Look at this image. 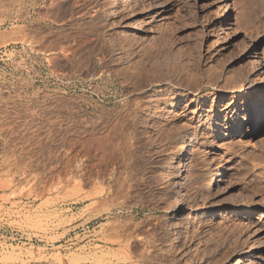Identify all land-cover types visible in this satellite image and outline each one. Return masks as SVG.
<instances>
[{"label":"rangeland","instance_id":"1","mask_svg":"<svg viewBox=\"0 0 264 264\" xmlns=\"http://www.w3.org/2000/svg\"><path fill=\"white\" fill-rule=\"evenodd\" d=\"M263 75L264 0H0V264H264Z\"/></svg>","mask_w":264,"mask_h":264},{"label":"bare ground","instance_id":"2","mask_svg":"<svg viewBox=\"0 0 264 264\" xmlns=\"http://www.w3.org/2000/svg\"><path fill=\"white\" fill-rule=\"evenodd\" d=\"M229 2V1H228ZM226 2V5H228ZM226 5H224L226 7ZM226 9V8H225ZM224 9V10H225ZM223 10V11H224ZM214 29H218L217 27H215ZM150 59V58H149ZM250 67H254V68H259V64H258V58H257V55L254 51H252V59L250 60V63H249ZM260 73V72H259ZM264 76V75H263ZM262 76V78H263ZM264 92V91H263ZM261 101H260V108H264V94L262 95V97L260 98ZM259 113V112H258ZM257 115V113H256ZM261 118H264V112L263 114L260 115ZM186 154V149H183L182 150V155H185ZM173 171L174 173L176 174V176H182L183 175V165L181 162H177L174 166H173ZM174 191L177 195H181L183 194L184 190H183V185L178 182V183H175V186H174ZM179 197V196H178ZM183 213V209H182V204L179 202L177 203V205H175L174 209L172 210V216L174 217H179L181 216Z\"/></svg>","mask_w":264,"mask_h":264}]
</instances>
